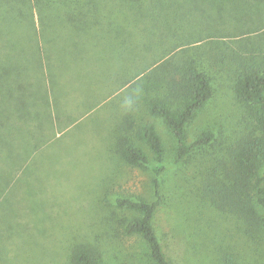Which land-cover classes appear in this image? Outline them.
Returning <instances> with one entry per match:
<instances>
[{
	"label": "rangeland",
	"instance_id": "rangeland-1",
	"mask_svg": "<svg viewBox=\"0 0 264 264\" xmlns=\"http://www.w3.org/2000/svg\"><path fill=\"white\" fill-rule=\"evenodd\" d=\"M240 39L264 53V0H0V264H72L80 244L104 264H153L145 242L123 234L120 219L132 214L116 200L156 201V179L155 229L175 264H225L226 254L264 264V228L246 235L198 188L252 121L228 67L211 66L214 94L187 129L189 143L206 130L217 142L191 159L176 163L174 134L146 109L148 69L185 48L204 51L210 67ZM125 118L155 126L164 173L141 143L146 168L122 159ZM133 127L122 134L133 139Z\"/></svg>",
	"mask_w": 264,
	"mask_h": 264
},
{
	"label": "trees",
	"instance_id": "trees-1",
	"mask_svg": "<svg viewBox=\"0 0 264 264\" xmlns=\"http://www.w3.org/2000/svg\"><path fill=\"white\" fill-rule=\"evenodd\" d=\"M232 1L236 6L242 5V0ZM224 46L228 52H220L223 55L216 57L210 67L204 62V51L185 48L176 50L148 69L144 79L147 91L152 94L147 99L146 109L151 116L160 118L174 134L176 163L191 159L217 142L214 132L206 130L189 143L187 129L214 94L211 66L218 61L228 67L234 79V91L252 121L222 154L204 167L198 188L208 205L232 215L242 223L246 235L256 237L264 228V218L258 208V204H264V177L260 174L264 168V53L254 42L242 39L236 41V47L225 43ZM38 92L35 91L34 98ZM132 127L133 123L127 118L119 125L115 141L118 153L127 164L146 168L149 156L138 143L145 145L155 160L153 171L161 175L166 170L165 147L155 126L152 123L134 125L133 139L122 134ZM159 187L156 179V201L144 197L136 200L118 198L117 207L132 214L120 219V225L125 236H137L145 242L153 264H175L167 256L155 229ZM70 257L72 264H104L102 254L89 244L75 246ZM224 261L233 264V258L228 254Z\"/></svg>",
	"mask_w": 264,
	"mask_h": 264
}]
</instances>
